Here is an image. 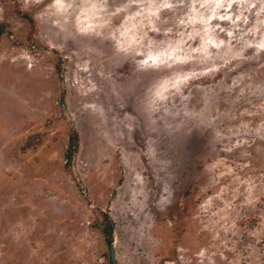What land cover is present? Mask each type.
<instances>
[{
	"label": "rangeland",
	"instance_id": "1",
	"mask_svg": "<svg viewBox=\"0 0 264 264\" xmlns=\"http://www.w3.org/2000/svg\"><path fill=\"white\" fill-rule=\"evenodd\" d=\"M104 216L116 264H264V0H0V264H112Z\"/></svg>",
	"mask_w": 264,
	"mask_h": 264
},
{
	"label": "trees",
	"instance_id": "2",
	"mask_svg": "<svg viewBox=\"0 0 264 264\" xmlns=\"http://www.w3.org/2000/svg\"><path fill=\"white\" fill-rule=\"evenodd\" d=\"M72 140H74V138H72ZM72 152H73V150H72V148L71 149H69V153H68V158H71V156H72ZM104 219H105V221H106V227H105V229L103 230V232L105 233V235L108 237V244H111L112 242V238H111V236H112V226H111V224H110V222L108 221V219L104 216Z\"/></svg>",
	"mask_w": 264,
	"mask_h": 264
},
{
	"label": "water",
	"instance_id": "3",
	"mask_svg": "<svg viewBox=\"0 0 264 264\" xmlns=\"http://www.w3.org/2000/svg\"><path fill=\"white\" fill-rule=\"evenodd\" d=\"M108 216V214H106ZM110 255H111V260H112V264H116L115 262V253H114V243L112 242L110 245Z\"/></svg>",
	"mask_w": 264,
	"mask_h": 264
}]
</instances>
